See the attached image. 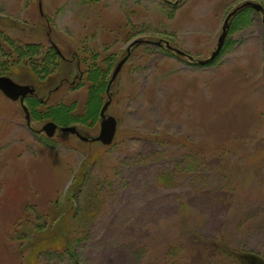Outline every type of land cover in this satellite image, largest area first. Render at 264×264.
Segmentation results:
<instances>
[{
  "label": "rangeland",
  "instance_id": "374dc122",
  "mask_svg": "<svg viewBox=\"0 0 264 264\" xmlns=\"http://www.w3.org/2000/svg\"><path fill=\"white\" fill-rule=\"evenodd\" d=\"M245 2L0 0V76L34 90L28 124L0 91V264H264L263 15L207 64L158 46L208 59ZM107 93L110 144L40 131L97 136Z\"/></svg>",
  "mask_w": 264,
  "mask_h": 264
},
{
  "label": "water",
  "instance_id": "95a60500",
  "mask_svg": "<svg viewBox=\"0 0 264 264\" xmlns=\"http://www.w3.org/2000/svg\"><path fill=\"white\" fill-rule=\"evenodd\" d=\"M246 4H250V5H253L255 7H259V5H256V4H253V3H250V2H248ZM224 37H225V28H223V32H222V34L219 37L218 44H217V49H219L220 46L222 45ZM139 42H142V40L138 39V40L134 41V43H139ZM177 52L181 53L179 51H177ZM212 57L213 56H211V58ZM124 60H125V58L121 62H119L117 67L115 68V70L113 72V75H112V79H111V81L109 83V86L113 82L114 77L118 73L122 63L124 62ZM0 91L5 96L10 98L11 100H14V101L15 100H19L20 101L21 106H22V108H23V110L25 112L26 121H27V123H29V114H28L27 107H25L24 99H25V97L28 94L33 93V88H31L29 85H22V84L16 83L12 79H10L9 77L0 76ZM108 98H109V100H107L105 102L104 106H103L102 115H103L104 111L106 110L107 105L111 101L110 100L111 99L110 95L108 96ZM100 128H101V130L99 131L97 137L94 138V140H100V141H102L104 143H108L112 139V136H113V133H114L113 119L109 118V119L104 120V122L102 123ZM58 130L63 131V132H69V133H72V134L74 133V134L78 135V133L76 132V129H75L74 126L57 128L55 124L47 123L42 128V132L49 138L54 136V134ZM81 138L85 139L83 137H81Z\"/></svg>",
  "mask_w": 264,
  "mask_h": 264
},
{
  "label": "flooded vegetation",
  "instance_id": "af4514ba",
  "mask_svg": "<svg viewBox=\"0 0 264 264\" xmlns=\"http://www.w3.org/2000/svg\"><path fill=\"white\" fill-rule=\"evenodd\" d=\"M59 54V53H58ZM106 90L107 89H105V92H106ZM99 113H100V111H99ZM99 113H98V116H97V119H98V123H99V129H100V123H101V119L99 118ZM28 114H29V111H28ZM29 119L31 120V116H30V114H29ZM54 122V121H53ZM55 123V122H54ZM45 124V123H44ZM44 124H42V126H41V128H40V131H42V127H43V125ZM39 131V130H38ZM98 133H99V131H98Z\"/></svg>",
  "mask_w": 264,
  "mask_h": 264
},
{
  "label": "bare ground",
  "instance_id": "6f19581e",
  "mask_svg": "<svg viewBox=\"0 0 264 264\" xmlns=\"http://www.w3.org/2000/svg\"><path fill=\"white\" fill-rule=\"evenodd\" d=\"M241 12V11H240ZM127 61V60H126ZM126 63V62H125ZM29 95H31V94H29Z\"/></svg>",
  "mask_w": 264,
  "mask_h": 264
}]
</instances>
